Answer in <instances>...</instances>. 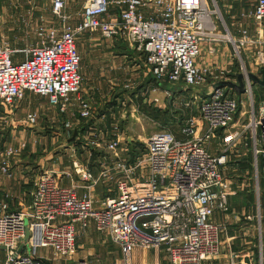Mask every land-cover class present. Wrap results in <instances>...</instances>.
I'll use <instances>...</instances> for the list:
<instances>
[{
	"label": "built area",
	"instance_id": "built-area-1",
	"mask_svg": "<svg viewBox=\"0 0 264 264\" xmlns=\"http://www.w3.org/2000/svg\"><path fill=\"white\" fill-rule=\"evenodd\" d=\"M65 4L51 0V13L62 27H36L37 44L11 48L0 42V106L10 112L27 93H33L45 98L59 116H93L91 101L81 89L76 46L77 37L87 31H98L108 39L122 38L141 55L151 79L167 87H207L227 79L229 68H217L213 74L196 60L203 43L230 42L238 72L244 75L243 94L252 93L246 76L251 71L241 50L245 53L255 44V36L264 33V0H252L251 10L239 14L241 22L232 21L238 25L235 36L227 29L216 0H85L76 25L67 23L70 15L64 12ZM249 22L254 33L244 26ZM208 51L213 53V48ZM256 54L250 58L251 73L264 64V52ZM169 91L165 90L167 95ZM238 94L226 87L213 89L197 102L198 115L181 126L182 137L168 129L153 132L144 140L141 153L132 152L118 136L106 140L102 130H91L98 138L89 141L90 147L108 149L114 159L96 178L86 163L72 159V169L84 185L63 186L60 175L43 170L28 204L11 211L2 200L0 264H46L40 254L44 249L51 251L55 264L61 260H65L61 264H93L70 258L76 236L91 224L119 247L121 264H137L131 255L138 248L163 250L169 264H204L216 258L225 227L212 215L215 210L229 209L227 197L233 191L225 172L231 155L246 149L251 141L254 167L257 171L260 166L264 176V104L257 115L251 111L248 123L238 129L240 118L235 120V116L246 113L240 112L244 104ZM39 117L32 110L24 122L34 126ZM63 126L70 129L72 122L66 120ZM2 152L0 179L11 178L9 159L16 149L7 145ZM98 181L115 183L117 192L96 206L91 188ZM78 187L84 190L81 195L76 193ZM242 256L232 255L230 264H264L261 250L255 256Z\"/></svg>",
	"mask_w": 264,
	"mask_h": 264
},
{
	"label": "crops",
	"instance_id": "crops-1",
	"mask_svg": "<svg viewBox=\"0 0 264 264\" xmlns=\"http://www.w3.org/2000/svg\"><path fill=\"white\" fill-rule=\"evenodd\" d=\"M64 1L66 3L64 12L70 15L67 23L76 25L80 21L85 0ZM217 2L227 19L228 17L229 20L230 18H235L234 16L230 17L231 9H233L232 6H238L241 0H217ZM250 2L252 3L251 0ZM35 4V0L30 1L28 5L29 9L35 7ZM73 9L75 10L74 12H72ZM250 10L251 7L244 11L249 12ZM236 12L239 15V12L241 13L242 10L238 9ZM235 13L233 12V14ZM230 23L233 22L230 21ZM88 46L91 49L85 51L82 56L81 71L86 75L85 78L87 81H89L85 84L87 90L103 91V106L100 104L94 107V103L90 100L93 110V116L90 119L80 118L78 115L71 117L65 114L63 116L65 118L64 122L66 120L72 122V127L67 130L74 132V135L77 136L78 134L87 133V135H82L85 139L84 144H87L88 141L93 139L91 130H101L100 125L102 121H104L103 128H106L105 131L102 130L105 139L108 137L107 130L113 131L117 129L119 116L122 119L125 116L134 115L136 107L142 105H138V99L136 97L141 92L144 75V63L141 55L135 49L127 46L122 38L114 37L107 39L102 37L100 33H96L94 37L89 38ZM206 46L203 47V51L206 54L203 55L201 52V57H198L196 60L203 67H206L203 63L207 64L206 61L209 60L205 56L212 54L209 51L205 52L207 51ZM218 47V53L212 56L213 62L218 66L214 68L227 66L226 68H230L232 74H234V78H236L235 74L238 73V61H236V66L233 71V59L236 58L233 53L226 56L227 53H230V46L227 43H221ZM245 64L247 70L252 72L253 67L251 61L247 59ZM82 91L87 98H90L89 95L87 96L88 91L86 89ZM27 97H29V94H27ZM26 98L21 100L12 112L4 105L0 106V154L3 153L2 151L7 145L16 149L15 154L9 159L12 177L0 179V202L2 200L7 201L9 210L11 211L28 204L32 189L35 187V183L43 170H52L60 175V184L63 186H70L75 183L78 185L85 184L72 169V163L63 166V162L61 161L62 156L60 154H57V162L53 163L49 169H47V165L43 166L41 164V159L36 162L40 166H33V163L36 161L35 153L37 152V147L41 145V139L43 137L39 134V130L42 129L39 124L42 115L40 110L43 105L40 103L39 105L33 106L31 100L25 101ZM96 108H98L97 111ZM32 110L39 112L40 117L36 125L29 126L25 124L24 120L26 113ZM1 117L3 118L1 119ZM59 117L55 111L54 115L50 118L52 121L56 118L59 122ZM106 121H108L110 129H107ZM64 122L62 119V126ZM64 129L66 128L64 127ZM112 136L123 138L120 132L113 131ZM112 136L109 138H114ZM74 139L72 140L71 149L66 148V150H75L78 152V144ZM83 149L84 152H90V150H93V152L96 151L95 148L90 147L88 144ZM40 150L43 152L44 149L40 148ZM236 154L233 158L231 156V164H228L225 172L227 181L230 183V189L233 191L227 197L229 209L227 212L215 210L212 215L214 221L225 227L220 236V253L216 258L204 264H230L232 262L231 256L234 254L238 255L241 259L243 257L242 255L246 254L255 256L260 250L264 256V176H261V178L263 177V185L260 187V166L256 171L249 141L246 149L239 148L236 150ZM111 159L114 158L112 156L110 158L98 156L95 161L97 167H90L92 176L96 178L100 170L111 162ZM65 171H69L70 174L67 175ZM33 175H35L34 186L31 180ZM107 189L110 190L108 191ZM83 191L80 187L76 189L78 195H81ZM116 192V185L113 182L98 181L91 188V195L97 200L96 206L101 199L115 196ZM233 197H236L238 200L235 204L232 201ZM75 245V251L70 257L72 260L89 258L93 264H102L106 259H109L107 255L109 252L113 253L114 249L116 256H113L114 258L110 257V259L114 261L113 264H121L122 255L119 247L107 236L98 232L93 224L76 236ZM138 250L140 249H135L131 255L132 261L137 264H169L168 257L163 250L155 251V256L148 258L144 257L143 251ZM119 253L120 258L118 259L117 256ZM40 254L46 258V264H55L49 249L41 250ZM159 254L161 255V259L158 257L160 256ZM1 255L2 253H0V257ZM242 259L245 260V258ZM63 262L65 260H61L60 264Z\"/></svg>",
	"mask_w": 264,
	"mask_h": 264
},
{
	"label": "rangeland",
	"instance_id": "rangeland-1",
	"mask_svg": "<svg viewBox=\"0 0 264 264\" xmlns=\"http://www.w3.org/2000/svg\"><path fill=\"white\" fill-rule=\"evenodd\" d=\"M32 0H0V42L3 44L8 45L11 48H21L27 45H35L38 43V38L36 37V27L43 25V26H50L54 28H60L61 23L57 18L53 16L50 9V0H35L36 6L29 9V2ZM252 1V0H251ZM216 4L219 8V11L221 13V16L223 17L227 29L230 31V33L235 36L236 28L238 25L234 23H230V21L241 22L239 20L238 12H236L238 9H241L242 11L247 10V8L251 7L250 0H241L238 6H232L233 9H231V16H234L235 19L230 18L228 19L225 17V14L223 13L221 7L219 6L217 0ZM237 7V8H236ZM237 9V10H236ZM75 10L73 9L72 12ZM233 12L236 13L233 14ZM246 12V11H244ZM240 14V12H239ZM246 26L251 33H254V25L250 22ZM219 31L221 34L225 33V28L222 25L219 27ZM99 34L98 31H87L82 34H80L77 37L76 40V46L80 55V73L82 76V82H81V89L85 91H88L87 96H90V100L92 103H94V107L103 106V95L102 90H99L100 92H97V90H87L85 87V84L88 83L87 79L85 78V74L81 71V65H82V56L85 51H88L91 49V47L88 46L89 38L94 37V34ZM102 36V35H101ZM103 37V36H102ZM108 39V38H107ZM256 40L255 44L250 46V48H246L245 53L243 50H241V57L242 59L247 62V59L250 60L251 57H255L257 52L259 50L264 52V33H261L259 37L255 36L254 38ZM221 43H227L230 46V53H227L226 56L229 54L234 53V46L230 42H215L214 44H209L206 46V43H203V46L201 47L200 54L198 57H201L202 54H206L203 51V47H207L208 52L209 48H213L212 54H207L205 57L207 60V64L203 63L207 68H210L211 73L216 74L218 73L217 68H214L215 62H213L212 56L214 54L218 53V46ZM232 46V47H231ZM236 59H233V66L232 70L234 71L236 66ZM218 67V66H216ZM227 66H222L219 68H226ZM230 70V68H229ZM258 74V72L254 73ZM224 77V76H222ZM227 79H220L222 80H229L231 82H236V78H234V74L230 72L228 75H226ZM208 81H211V79H208ZM212 82V81H211ZM215 82V81H214ZM208 87V86H207ZM207 87H193V88H181L180 86H166V84H160L157 85L150 77V74L148 73V67L144 64V75H143V84L141 87V92L136 97L138 99V105L142 104L140 107H136V111L134 112V115L132 116H125L121 119L119 116L118 118V124L117 129H114V132H120L122 133V137L120 140L123 144H126L130 150L136 153H141L144 149V140L147 136L152 134L153 132L162 130V129H168L172 131L176 136L182 137V135L179 133L181 126L183 123H185L186 120H188L190 117H195L198 115V111L196 109V104L199 101L200 98H203L205 96V89ZM168 89L169 95L166 94L165 90ZM251 95L245 96L243 93L238 94V96L242 99L244 106L241 107L240 112H246L243 116L238 115L235 116V120L237 118H240L237 123L238 129H241L242 125H246L248 123L249 114L254 112L255 115L258 113V107L264 104V87L260 86L259 84H251ZM27 94H29V97L26 98ZM25 96V101L31 100V102L34 105H39L40 103L43 105L41 107L40 112L41 115V122L39 124L40 127H42L40 131V136L42 137V143L41 145H38L37 152L35 153L36 161L33 163V166H40L37 165L36 162H38L39 159H41V164L43 166L47 165V169L51 167V165L55 162H57V154H60L61 161L63 162V166H66V164H71L72 160L80 159L82 163H86L90 169V167H97L95 161L97 160L98 156L109 158L111 155V152L109 150L101 149V148H95V152L93 150H90V152H84L83 147H87V144L90 146V142L88 141L87 144H84V138L82 135H87V133L78 134L77 136L74 135V132H71L70 130L64 129L62 126V119L63 122L65 118L64 115H60V121L56 118H54V121L51 120L50 117H52L55 113L53 108L49 107L47 104L45 98L40 97L33 93H27ZM196 97L195 99H193ZM252 97V101L250 98ZM249 98V99H248ZM195 103H193V102ZM143 102V103H141ZM250 104V105H249ZM100 106V107H101ZM251 106V107H250ZM95 109V108H94ZM98 108H96L97 111ZM129 110V107H128ZM129 114V113H128ZM240 116V117H239ZM68 117V116H67ZM50 118V119H49ZM103 122H101L100 128L101 130L105 131L106 128H103ZM107 129H110L108 126V121H106ZM102 131V132H103ZM110 130H107V139H110L109 137L112 136V132ZM60 134V135H59ZM98 133L96 132L95 135ZM57 135V137H56ZM77 137V138H75ZM106 137V136H105ZM115 137V136H112ZM75 138V139H74ZM94 140L98 138V135L94 137ZM72 139L75 140L78 144V152L73 150H66L71 149L72 147ZM100 143L101 140H99ZM250 146H252L251 141H249ZM82 145V147H81ZM103 145V144H102ZM213 146V145H211ZM40 148L44 149L43 152L40 150ZM61 150V152L58 153V151ZM89 150V149H88ZM87 150V151H88ZM80 151V152H79ZM62 153V154H61ZM73 154V156H72ZM232 158L234 157L231 155ZM77 157V158H76ZM231 164V163H230ZM243 167V165H241ZM95 169V168H93ZM92 169V170H93ZM42 170V169H40ZM91 171V170H90ZM261 174L259 173L260 178V187L263 185V177L261 178ZM32 185L34 186V180L35 175L31 177ZM33 190V189H32ZM233 203H237V198L233 197ZM140 249V248H138ZM2 251V250H1ZM0 251V253H2ZM113 253L109 252L108 257L109 259L105 260L102 264H113L114 261L110 259V257L116 256L115 250L113 249ZM138 251L144 252V257H154L156 250H147V249H140ZM140 253V252H139ZM161 253V252H157ZM140 255V254H138ZM160 255V254H159ZM119 256V257H118ZM117 258H120V253L118 254ZM159 259H161V255L158 256ZM114 258V257H113ZM86 260L90 261L89 258Z\"/></svg>",
	"mask_w": 264,
	"mask_h": 264
},
{
	"label": "water",
	"instance_id": "water-1",
	"mask_svg": "<svg viewBox=\"0 0 264 264\" xmlns=\"http://www.w3.org/2000/svg\"><path fill=\"white\" fill-rule=\"evenodd\" d=\"M258 74H254L248 72L246 74L247 78L250 80L251 84H259L260 86L264 87V64L259 68ZM236 82H231L229 80H222L211 83L205 89V95L209 94L213 89L217 87H226L229 90H233L237 93L244 92V75L241 72L235 74Z\"/></svg>",
	"mask_w": 264,
	"mask_h": 264
},
{
	"label": "trees",
	"instance_id": "trees-1",
	"mask_svg": "<svg viewBox=\"0 0 264 264\" xmlns=\"http://www.w3.org/2000/svg\"><path fill=\"white\" fill-rule=\"evenodd\" d=\"M73 140V139H72Z\"/></svg>",
	"mask_w": 264,
	"mask_h": 264
}]
</instances>
